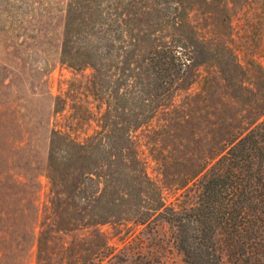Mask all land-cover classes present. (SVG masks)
Returning a JSON list of instances; mask_svg holds the SVG:
<instances>
[{"label": "rangeland", "instance_id": "obj_1", "mask_svg": "<svg viewBox=\"0 0 264 264\" xmlns=\"http://www.w3.org/2000/svg\"><path fill=\"white\" fill-rule=\"evenodd\" d=\"M43 1L28 30H13L0 10V264H38L39 239L44 264H77L90 241L120 248L122 241H145L143 254L185 264L172 242L174 227L162 217L148 227L118 219L79 227L77 210L64 206L71 181L54 187L62 194L49 204L53 132L94 134L106 108L96 93L117 96V78L124 83L132 75L135 82L125 100L130 116L153 83L171 78L173 89L157 100L153 119L131 136L170 208L189 209L207 169L193 173L264 120V0H122V8L112 0L111 16H123L126 42L113 41L100 65L86 60L93 45L117 35L116 22L96 26L77 44V68L62 60L68 0ZM89 5L80 0L82 22ZM77 115L85 117L78 127Z\"/></svg>", "mask_w": 264, "mask_h": 264}, {"label": "trees", "instance_id": "obj_2", "mask_svg": "<svg viewBox=\"0 0 264 264\" xmlns=\"http://www.w3.org/2000/svg\"><path fill=\"white\" fill-rule=\"evenodd\" d=\"M87 1L90 7L84 22L78 18L80 0L67 1L62 60L73 68L82 62L77 44L83 35H94L96 26L107 29L116 22L117 35L106 36L102 45H93V58L86 60H95L100 65L103 56L110 58L107 49L115 47L113 41L126 42L123 16H111L112 0H102L105 7L95 0ZM113 1L122 8V0ZM38 4L43 6L44 1L0 0V10L6 20L13 21L14 25H10L13 30H18V26L28 30L29 26H36ZM95 35L101 42L97 32ZM128 80L112 81L117 96L109 91L107 97L96 93L106 108L94 134L81 139L72 132L54 130L49 156L52 184L49 204L62 194L54 187H66L71 181L72 186L63 190L64 206L77 210L79 227L116 219L148 227L162 217L174 227L172 242L182 253L185 264H264V120L234 138L214 163H207L201 171L193 173L197 177L207 169L196 202L177 213L146 171L131 136L136 127L153 119L159 106L157 100L173 89L172 79L153 83L152 92H144L146 99L140 100V112L132 116L127 113L130 103L125 100L135 82L132 75ZM61 102V98L57 99V112ZM83 120L85 117L77 115V127ZM90 242V246L82 248L83 254L77 256V264H169L161 256L143 254L145 241H122V248L109 241ZM44 248V241L39 239L38 264H44L48 258Z\"/></svg>", "mask_w": 264, "mask_h": 264}]
</instances>
